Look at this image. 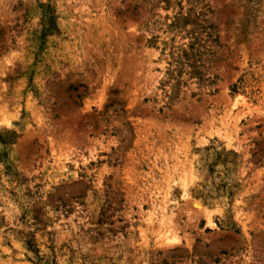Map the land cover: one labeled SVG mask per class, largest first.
Returning a JSON list of instances; mask_svg holds the SVG:
<instances>
[{
  "label": "rangeland",
  "instance_id": "1",
  "mask_svg": "<svg viewBox=\"0 0 264 264\" xmlns=\"http://www.w3.org/2000/svg\"><path fill=\"white\" fill-rule=\"evenodd\" d=\"M0 264H264V0H0Z\"/></svg>",
  "mask_w": 264,
  "mask_h": 264
}]
</instances>
